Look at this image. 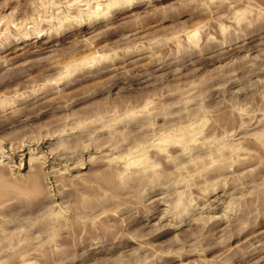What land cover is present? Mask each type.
Returning <instances> with one entry per match:
<instances>
[{
    "label": "rangeland",
    "instance_id": "obj_1",
    "mask_svg": "<svg viewBox=\"0 0 264 264\" xmlns=\"http://www.w3.org/2000/svg\"><path fill=\"white\" fill-rule=\"evenodd\" d=\"M38 1L0 0V43L56 38L0 53V154L34 147L0 164L39 186L2 197L0 264H264V0Z\"/></svg>",
    "mask_w": 264,
    "mask_h": 264
},
{
    "label": "bare ground",
    "instance_id": "obj_2",
    "mask_svg": "<svg viewBox=\"0 0 264 264\" xmlns=\"http://www.w3.org/2000/svg\"><path fill=\"white\" fill-rule=\"evenodd\" d=\"M30 1V0H29ZM33 1V0H32ZM36 1V0H35ZM50 1H52V0H50ZM55 1V0H54ZM53 1V2H54ZM61 1V0H60ZM60 1H58L59 3H60V5H62L61 3H66V1L67 2H72L73 1V3H70L69 2V4H65L66 6H67V8H69L68 7V5H70V4H74L75 3V5L77 6V7H80V6H78V5H80L81 4V1L82 0H64V1H62V2H60ZM84 2L86 1H88V0H83ZM100 1V0H99ZM98 0H96V3H92L93 5L94 4H96V6L98 5V4H102V3H100ZM109 1V2H108ZM121 1V0H120ZM119 1V2H120ZM123 1V0H122ZM125 1V0H124ZM123 1V2H124ZM138 1V0H137ZM136 0H127V2H126V4L127 3H129V5H130V3L131 4H133V5H135V2H137ZM143 1V0H142ZM212 1V0H211ZM214 1H216V0H214ZM214 1H212V2H214ZM230 1H234V0H230ZM235 1H237V0H235ZM238 1H240V0H238ZM238 1H237V3H238ZM38 2H40V0L38 1ZM52 2V3H53ZM92 2V1H91ZM102 2V1H101ZM124 2V3H125ZM217 2V1H216ZM227 2L228 3H231V2H229V0H227ZM241 2V1H240ZM243 2H245V3H255V2H257V0L256 1H254V0H243ZM45 3V2H44ZM49 3V2H48ZM59 3H57V1L55 2V3H53V5H55L56 6V4H58V6H59ZM107 5H109L110 6V4L112 5V4H114V3H117V0H107V2H105ZM121 3V2H120ZM232 3H236V2H232ZM34 3H32V6H34L33 5ZM37 4V3H36ZM35 4V5H36ZM41 5L43 4V3H40ZM50 4V3H49ZM64 4H63V6H64ZM86 4H89L88 2L87 3H83L82 4V6L83 5H86ZM39 5V4H38ZM91 5V4H90ZM100 5H98V7L100 6ZM105 4H103L102 5V7L101 8H103V6H104ZM106 5V7H108ZM31 6V7H32ZM75 6V7H76ZM87 6V5H86ZM95 6V5H94ZM132 6V5H131ZM34 7H36V6H34ZM65 7V6H64ZM98 7H95V9L96 8H98ZM72 8V7H71ZM90 8V7H89ZM104 8H105V6H104ZM109 8V7H108ZM66 9V8H65ZM64 9V10H65ZM67 10V9H66ZM102 10V9H101ZM106 10V9H105ZM63 11V10H62ZM94 11V10H93ZM93 11L91 12V13H93ZM96 11V10H95ZM98 11V10H97ZM107 11V10H106ZM106 11H104L105 13H106ZM56 12H58V11H56ZM55 12V13H56ZM64 12V11H63ZM67 12V11H66ZM69 12H71L70 10H69ZM103 12V13H104ZM108 12V11H107ZM59 13H61V11L59 10ZM72 13H74L73 11H72ZM79 13V12H78ZM81 13H82V11H81ZM97 13V12H96ZM99 13V12H98ZM98 13H97V15H98ZM101 13H102V11H101ZM105 13H104V17L106 16L105 15ZM68 14V13H67ZM62 14V17H61V15H60V17H61V19L62 20H65V22L66 21H73V20H76L75 21V25L73 26V29L72 28H70V30H72V31H74L72 34L74 35L75 34V36L77 35V36H81V35H83V34H85L86 32H91L95 27H97L98 25H100V23H102L104 20L103 19H93L90 15L89 16H83L82 18L80 17L79 19H76L77 17H75L74 15H71V14ZM56 15H58V13L56 14ZM79 15V14H78ZM87 15V14H86ZM92 15H94V14H92ZM43 16H45V15H43ZM54 17L55 18V16H53V15H49V16H47L48 18L49 17ZM67 16H69L68 18H67ZM79 16H81V14L79 15ZM95 16H96V14H95ZM103 16V15H102ZM46 17V16H45ZM51 17L49 18V20L51 19ZM60 17H58V20H59V18ZM70 17H72L73 19H69ZM94 17V16H93ZM32 18V17H31ZM40 18H42L41 16H40ZM26 19V18H25ZM28 19H30V18H28ZM33 19V18H32ZM56 20H53V21H57V18H55ZM60 19V22H62V20ZM34 21H36L35 19H33ZM33 20H31V21H33ZM39 20V19H38ZM37 20V21H38ZM41 20V19H40ZM48 20V21H49ZM86 20H88L87 22H86ZM36 21V22H37ZM51 21V20H50ZM85 21V22H84ZM57 22H59V21H57ZM64 22V21H63ZM69 22V23H70ZM74 22V21H73ZM25 23V22H24ZM56 23V22H55ZM68 23V22H67ZM67 23H66V26L68 27V26H70L69 24L67 25ZM14 24V23H13ZM63 24V23H62ZM65 24V23H64ZM64 24H63V26H64ZM71 24V23H70ZM12 25V24H11ZM50 25V24H49ZM53 26V25H52ZM51 26V27H52ZM66 26H64V27H66ZM76 26V27H75ZM51 27H49L48 28V30H52L51 29ZM58 27V26H57ZM70 27H72V25L70 26ZM94 27V28H93ZM40 28V29H39ZM37 30L38 31H34L33 30V32L32 33H25V34H23V32H22V34L23 35H19V37H16V35H14L15 36V38H13L11 41V43H12V45H10L11 47H8L9 45H7L6 44V42L5 43H0V53H2V52H4V51H6V50H8V48H11V50H12V52L14 51V50H18V49H23V48H25V47H28V45H31L30 44V42L29 43H25L26 41H30L31 39H34V38H36L35 39V41H36V43H35V45H34V47H36V49H34L32 52H35V53H37V52H41V51H46V50H50V48H52V46L55 44L54 43V41L56 40V38H55V35L53 34V33H44V31H42L41 32V30H43L41 27H39ZM53 28V30H54V27H52ZM63 28V27H62ZM93 28V29H92ZM47 29V28H46ZM59 29V28H58ZM55 30H56V28H55ZM69 29L68 30H62L63 31V33L62 34H60V36H59V38H60V40L61 39H64V38H66L67 36H69V35H71V34H68V35H65L67 32H69L70 31ZM95 30V29H94ZM29 31V30H28ZM25 32V31H24ZM39 32H41V33H39ZM47 32V31H46ZM59 33H61V32H59ZM21 34V33H20ZM34 34V36H30V35H33ZM45 34V35H44ZM46 34H48V35H46ZM18 35V34H17ZM64 35V36H63ZM39 36V37H38ZM58 37V36H57ZM43 38V39H42ZM250 39V38H249ZM2 42V41H1ZM249 42V41H248ZM10 43V44H11ZM34 43V42H33ZM238 46V45H237ZM245 46V45H244ZM248 48V47H247ZM232 49V48H231ZM245 49V48H244ZM10 50V49H9ZM228 51V50H227ZM231 51V50H230ZM10 52V51H9ZM26 52V51H25ZM31 52V51H30ZM21 54V53H20ZM23 54V53H22ZM1 57V56H0ZM156 67V66H155ZM136 68H137V66H136ZM157 68H159V67H157ZM156 68V69H157ZM147 70V69H146ZM47 71H49V68H44V69H42V71L39 73V75H37L36 77H37V80L40 78V77H44L45 75L47 76ZM51 71H49V73H50ZM147 72H148V70H147ZM151 72V71H150ZM149 73V72H148ZM148 73H146V74H142L139 78H137V79H135L138 83L139 82H142V81H146V80H148V78L150 77L149 75H148ZM53 73L51 72V75H52ZM150 74V73H149ZM50 75H48V77L47 78H50L49 77ZM36 77H35V80H36ZM53 77V76H52ZM55 77V76H54ZM47 78H45V79H47ZM45 79H43V80H45ZM50 79H53V78H50ZM55 79H57L56 77H55ZM36 80V81H37ZM40 80V79H39ZM38 80V81H39ZM48 81H49V79H47ZM46 80V81H47ZM120 80V79H119ZM116 81H114V83H115ZM114 83H112L111 84V87H114V85H116V83L114 84ZM118 83V82H117ZM38 85V84H37ZM37 88V87H36ZM35 89V88H34ZM33 90V89H32ZM44 96V95H43ZM42 97V96H41ZM53 98V100H55V98L56 97H52ZM40 99V96H38V97H36V98H34V99H32V100H28V101H25V102H23V103H25L26 105L27 104H31L32 105V107H31V109L30 108H27V109H24L25 111H31V112H29L28 114L27 113H25V115L23 114V113H21V114H19V116H13L12 118H11V120H13V118L15 117V118H19V119H22V118H20V115H24L25 117H23V119H25V120H31V118H34L33 116H34V114H35V116H36V112H37V114L39 113L40 115H41V113H43V112H47V110L49 109V108H51L50 107V103L48 104V100H45V102H47V103H44V101H42L41 103L40 102H37L38 100ZM43 99V98H42ZM51 99V98H50ZM49 99V100H50ZM52 100V101H53ZM58 100V99H57ZM56 100V101H57ZM60 100V99H59ZM37 102V103H36ZM35 103V104H34ZM25 105V106H26ZM47 105V106H46ZM22 106V105H21ZM24 106V105H23ZM58 106V105H57ZM20 107V106H19ZM40 107V108H39ZM32 108H34V109H32ZM38 108H39V110H38ZM44 108V109H43ZM54 108V107H53ZM55 108H56V106H55ZM54 108V109H55ZM58 108V107H57ZM56 108V109H57ZM30 109V110H29ZM38 110V111H35V110ZM53 109V110H54ZM52 110V109H51ZM11 113V112H10ZM14 113V112H13ZM12 116V115H11ZM8 117H10L9 115H8ZM15 118H14V120H15ZM13 120V121H14ZM24 120V121H25ZM10 121V120H9ZM9 121H6V122H9ZM12 121V122H13ZM18 121V120H17ZM23 121V120H22ZM21 121V122H22ZM19 122V121H18ZM16 122H13V124H15ZM24 123V122H23ZM28 123V122H27ZM8 124V123H7ZM12 124V123H11ZM10 124V125H11ZM17 124V123H16ZM19 124V123H18ZM25 124V123H24ZM23 124V125H24ZM25 125H27V124H25ZM1 126H2V124H1ZM14 126V125H13ZM20 126V125H19ZM22 126V125H21ZM3 127V126H2ZM8 127H9V124H8ZM1 128V127H0ZM68 128V127H67ZM66 128V129H67ZM70 128V127H69ZM2 129V128H1ZM71 129V128H70ZM24 141V140H23ZM23 141H22V143H19L18 145H15V146H12L11 144V146L12 147H10L9 148V151L8 150H6L5 149V151L8 153V155L6 154H4L5 153V151H3V152H1L2 154H0L1 156H4L5 158H8L9 159V161H12L13 160V158H14V156L15 155H17V154H19V155H23L25 152V149H28V153H29V162L30 161H32V159H33V157L31 158V151L33 150L34 151V147L32 148V150H31V147L30 146H27V145H24L23 144ZM1 142V141H0ZM6 143V142H5ZM26 144V143H25ZM41 144V143H40ZM37 145V144H36ZM9 146V145H8ZM38 147L40 146V145H37ZM4 146H0V148L2 149ZM42 147V146H41ZM40 147V148H41ZM2 150H4V149H2ZM32 151V152H33ZM40 151V150H39ZM26 154V153H25ZM51 155V154H50ZM45 156V155H44ZM43 156V159L45 158ZM49 156V155H48ZM58 156V155H57ZM59 157V156H58ZM47 158V157H46ZM54 158V157H53ZM57 158V157H56ZM2 160H4V159H2ZM35 160V159H34ZM39 160V159H38ZM14 161V160H13ZM44 161V160H43ZM29 162H28V164H29ZM39 162H40V160H39ZM38 162V163H39ZM45 162V161H44ZM43 162V163H44ZM61 162V161H60ZM41 163H42V161H41ZM40 164V163H39ZM4 165H6V163H1L0 164V198H2L3 196H6V194H9V193H12V194H14L16 197H19V198H26V197H28V196H30L32 193H34V192H36V190H38V188H39V186H37V185H35V183L37 182H35V180H37V179H35L34 177V172H33V174L34 175H32V174H30V176L28 177V176H25L26 178H23L22 177V175H21V177L20 178H23V179H16L13 175L11 176V175H9V176H7L5 173H4V171H5V169L3 168V167H5ZM22 165V158L20 159V161H19V163H18V165L15 167V169L17 170V171H19V168H20V166ZM42 165V164H41ZM8 167V166H7ZM19 167V168H18ZM31 166L29 165V168H30ZM34 167V166H33ZM67 167V166H66ZM65 167V168H66ZM18 168V169H17ZM28 168V167H27ZM32 168V167H31ZM34 169V168H33ZM28 170V169H27ZM35 170V169H34ZM37 171H40V170H37ZM44 171V170H43ZM36 173V172H35ZM40 173V172H39ZM46 173H47V171H46ZM12 174V173H11ZM28 174V175H29ZM5 175V176H4ZM37 175V174H36ZM40 175V174H39ZM38 175V176H39ZM16 176V175H15ZM37 176V177H38ZM48 176V175H47ZM36 177V178H37ZM35 182V183H34ZM37 188V189H36ZM18 199V198H17ZM10 200V198H8V197H5V198H2L1 200H0V204H3V203H8V202H10L9 201ZM153 217V216H152ZM263 257V256H262ZM261 257V258H262Z\"/></svg>",
    "mask_w": 264,
    "mask_h": 264
}]
</instances>
